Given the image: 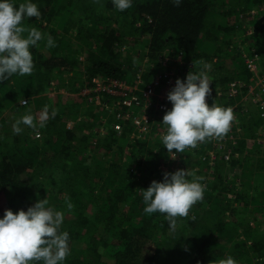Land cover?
Wrapping results in <instances>:
<instances>
[{
	"label": "trees",
	"instance_id": "trees-1",
	"mask_svg": "<svg viewBox=\"0 0 264 264\" xmlns=\"http://www.w3.org/2000/svg\"><path fill=\"white\" fill-rule=\"evenodd\" d=\"M33 2L41 18L22 24L44 37L31 48L34 70L0 81V218L6 209L26 211L47 198L48 206L64 212L61 230L70 235V255L62 264H218L228 256L237 264H264V228L257 220L264 214V146L257 141L264 118L246 97L245 84L255 74L242 55L251 41L245 49L261 56L264 73V0H222L223 8L217 0H182L178 7L171 0H133L123 12L111 0ZM178 52L193 63L190 71L211 65L213 87L224 94L214 90L206 102L235 107L238 121L224 135H240L234 144L229 139L219 148L209 138L172 159L161 142L166 126L158 110L150 113L147 131L138 133L132 120H120L118 131L115 106H91L80 95L100 76L136 84L141 73L145 88L157 74L182 67L162 61ZM233 81L242 89L237 96L227 93ZM45 105L56 110L54 119L43 128L22 125L13 134L15 120L29 110L39 117ZM216 149L212 161L209 152ZM179 169L202 178L204 195L173 227L163 214L144 212L142 191ZM232 172L241 183L229 179ZM206 213L209 232L196 237ZM179 231V240L191 246L181 254L170 247Z\"/></svg>",
	"mask_w": 264,
	"mask_h": 264
},
{
	"label": "clouds",
	"instance_id": "clouds-1",
	"mask_svg": "<svg viewBox=\"0 0 264 264\" xmlns=\"http://www.w3.org/2000/svg\"><path fill=\"white\" fill-rule=\"evenodd\" d=\"M113 7L123 12L132 7L133 0H111ZM179 6L182 0H171ZM41 11L33 0L16 4L14 0H0V81L13 75H31L34 70L31 48L44 37L35 28L23 27L22 22L35 17L41 18ZM27 31V36L24 33ZM56 46L48 35L47 47ZM211 65L199 72L191 71L184 80L177 78L174 87L168 92L167 99L172 104L163 116L162 124L166 133L162 135V145L175 159L187 148H196L198 143L209 138H222L230 129L234 115L231 108L209 106L206 97L210 96L211 80L207 75ZM27 104L24 99L19 101ZM56 110L45 105L39 117L28 113L12 124L13 134H20L21 127L43 128L49 119H54ZM175 150V152L173 151ZM192 176V179L188 177ZM202 178L187 170L179 169L174 173H164L162 182L152 181L142 191L144 212L160 213L175 226L177 218H186L193 205L203 199ZM48 199L37 200L27 210L13 212L6 209L0 218V264H62L70 255V235L61 230L64 212L48 206ZM70 210L73 205L66 201ZM195 219V217H192ZM218 264H237L228 256Z\"/></svg>",
	"mask_w": 264,
	"mask_h": 264
},
{
	"label": "built area",
	"instance_id": "built-area-1",
	"mask_svg": "<svg viewBox=\"0 0 264 264\" xmlns=\"http://www.w3.org/2000/svg\"><path fill=\"white\" fill-rule=\"evenodd\" d=\"M243 56L248 66L255 74L252 81L248 85L245 84L248 89L246 97H249L256 105L260 106L264 118V73L260 72L261 66L259 65L261 56L251 51ZM178 76L179 73L176 71L175 73L174 71L169 72L165 76L157 74L154 82L150 83L145 88L139 86L140 83H143L141 73L138 74V82L136 84H131L125 79L100 76L93 79L94 84L92 86H85L80 91V95L87 97L89 102H95L96 104L101 103L106 107H109L110 103H112V105L115 106L113 116H116L118 119V122L115 124V130H122L123 125L120 120H132V123L137 126L138 133H143L148 130L151 118L150 113H152L153 108L158 110L163 116L171 109L172 104L168 101L167 94L174 87L175 79H177ZM239 91H242V89L238 88V83L236 81L229 84L227 92L229 96H237ZM210 96L206 97V101L210 100ZM25 101L28 102L26 99ZM234 108L235 107L232 106L233 111ZM236 123H234V121L233 123L231 122L229 130L233 131L232 126ZM224 137L226 136L215 138L214 142L216 143L217 140L222 143ZM259 144L264 146V136L259 138ZM226 157H228L227 153Z\"/></svg>",
	"mask_w": 264,
	"mask_h": 264
},
{
	"label": "rangeland",
	"instance_id": "rangeland-1",
	"mask_svg": "<svg viewBox=\"0 0 264 264\" xmlns=\"http://www.w3.org/2000/svg\"><path fill=\"white\" fill-rule=\"evenodd\" d=\"M218 1V6L217 7H221V8H223V7H225V5H222L223 4V2H222V0H217ZM258 15V14H257ZM256 15V16H257ZM260 15H258V17H259ZM228 19H226V21H227ZM252 28V27H251ZM251 28H250V30H249V33L251 32ZM239 40V42L241 43V40L240 39H242V38H240L239 36H237L236 37V40ZM248 42L250 43L251 41H247V43L242 47L243 48V50H242V55H244V54H246L247 53V51H246V49H245V47L246 46H249V45H247L248 44ZM251 44V43H250ZM179 53V52H178ZM183 54H181V53H179L178 55H177V57H176V59L175 58H170V56H168V57H163L162 58V61H163V63H164V65H166V66H171V64H172V66L173 65H175V61H177L178 62V65H181L182 67H180V66H178V67H176V66H173L172 68H171V72H173L174 71V73H175V71L177 72V73H179V72H181V71H183V70H185L186 72L184 73V75L183 76H181V80H184L185 78H186V76H187V74L189 73V72H191L190 70H189V68L190 69H192L194 66H193V63H186L185 62V60L183 59ZM84 58H85V56L82 54V55H80V59L81 60H83L84 61ZM186 64H187V67H186ZM182 68V69H181ZM201 70H204V69H201ZM200 70V71H201ZM211 70V69H210ZM210 70H208L207 71V75L209 76V74L211 73L210 72ZM211 75V74H210ZM209 78H210V80H211V84H210V87L213 89V92H214V90L216 91V94L217 95H220V96H222L223 94H224V91L222 90V89H220V88H214L213 87V83H212V76H209ZM177 79H175V81H176ZM161 81H164V80H161ZM62 92L61 93H65V90H61ZM213 93H211V95H212ZM27 100V98H22L21 100ZM20 100V101H21ZM110 100H111V98H110ZM90 103V105L92 106L93 105V103L95 104V102H89ZM111 105H112V103H110ZM95 106V105H94ZM109 108H111V106H109V107H107V109H109ZM231 109H232V106L230 107ZM232 112H233V115H234V123H236L237 122V119H238V113L237 112H235V111H233L232 110ZM233 121H232V123H233ZM235 132H239V128H237V129H235ZM160 135L162 136V135H164L163 134V132L160 130ZM239 133H241V132H239ZM238 137H240V135H237L236 133L235 134H233V135H226V137H224V140H223V142L221 143V142H219V141H217L216 140V143H215V146H218L219 148H221V147H225L226 146V143H225V141L226 140H228L229 141V139H232L233 140V144L237 141V138ZM226 139V140H225ZM216 152H218L217 151V149L216 150H211V152H209L210 153V155H211V160L212 161H214L216 158H217V155L218 154H216ZM230 152V150L227 152V154ZM212 166H214V165H212ZM214 168H215V166H214ZM212 170V169H211ZM233 176V178H237V180L236 181H238L239 183H241V180H239V178H238V176H237V174L235 173H231L228 177H229V179H231V177ZM208 216V214L206 213L205 214V219L194 229V236H196V237H198V236H204V235H206L208 232H209V229H210V226H211V219L210 218H208L207 217ZM258 221H260V224H259V227L260 228H264V214H262V215H260L259 216V218L257 219ZM180 231L177 233V235H176V238L175 239H177V240H179L180 238H182V236H180ZM178 237V238H177ZM176 240V241H177ZM175 241V242H176ZM179 243V244H178ZM171 248L172 247H174V248H172V249H174V250H176L177 251V253H179V254H181V252H185V248L186 249H188L189 247H191L190 246V244L189 243H187L185 240H183V241H178V242H176V243H172V245L170 246ZM182 250V251H181ZM181 251V252H180ZM261 264V263H260Z\"/></svg>",
	"mask_w": 264,
	"mask_h": 264
},
{
	"label": "crops",
	"instance_id": "crops-1",
	"mask_svg": "<svg viewBox=\"0 0 264 264\" xmlns=\"http://www.w3.org/2000/svg\"><path fill=\"white\" fill-rule=\"evenodd\" d=\"M95 104L93 103V105L92 106H94ZM258 141V143H259V139L257 140ZM211 152V151H210Z\"/></svg>",
	"mask_w": 264,
	"mask_h": 264
}]
</instances>
